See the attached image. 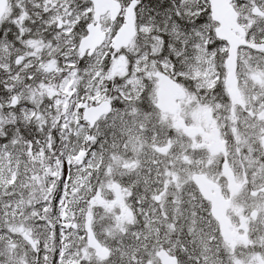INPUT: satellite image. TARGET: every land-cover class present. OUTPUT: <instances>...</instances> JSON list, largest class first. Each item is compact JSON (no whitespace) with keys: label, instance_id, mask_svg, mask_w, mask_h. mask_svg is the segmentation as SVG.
I'll use <instances>...</instances> for the list:
<instances>
[{"label":"snow or ice","instance_id":"1","mask_svg":"<svg viewBox=\"0 0 264 264\" xmlns=\"http://www.w3.org/2000/svg\"><path fill=\"white\" fill-rule=\"evenodd\" d=\"M0 264H264V0H0Z\"/></svg>","mask_w":264,"mask_h":264}]
</instances>
